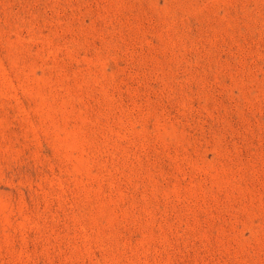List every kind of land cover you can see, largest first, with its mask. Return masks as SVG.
<instances>
[{
  "label": "rangeland",
  "instance_id": "obj_1",
  "mask_svg": "<svg viewBox=\"0 0 264 264\" xmlns=\"http://www.w3.org/2000/svg\"><path fill=\"white\" fill-rule=\"evenodd\" d=\"M0 264H264V0H0Z\"/></svg>",
  "mask_w": 264,
  "mask_h": 264
}]
</instances>
